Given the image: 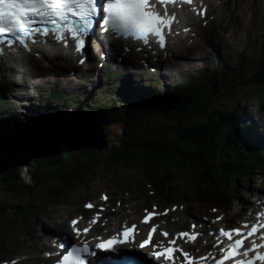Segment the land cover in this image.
<instances>
[{
    "label": "trees",
    "instance_id": "obj_1",
    "mask_svg": "<svg viewBox=\"0 0 264 264\" xmlns=\"http://www.w3.org/2000/svg\"><path fill=\"white\" fill-rule=\"evenodd\" d=\"M228 53L234 56L232 61L237 63L236 68L230 71L231 85H220L215 78L210 80L209 86L182 83L184 86L180 89L181 91L172 93L168 96L169 98L163 96L156 109L133 108L132 97L137 103H145V101H141L140 96L135 95L133 91L123 90L120 79L114 78L115 81L110 84L111 87H102L101 92L108 98L115 96L119 102L127 105V110L134 112L127 119L124 118L123 109L118 107L109 111V114H102L98 109L100 102L96 100H79L75 104L72 98L62 97L54 101L55 105L52 104L51 107L46 108L42 104V107L49 115H54L46 117L51 121L68 120L67 114L64 113L66 109H72L77 118L82 114L93 122H101L103 125L119 123L120 140L116 146L106 151L109 154L105 157L112 160L110 164L141 166L144 173L150 177L165 176L166 171H170L171 175L182 172L196 177L200 184L214 180L219 172L223 176L227 174L232 176L236 173L241 175L240 173L246 172L251 166L259 164L264 159L263 156L259 155L258 150L255 152L247 150L238 141L234 143V146L228 147L225 142L217 139V134L222 128H227L228 131L234 129L236 117L244 111L243 105L246 100L260 97V104H257V107L264 109L262 107L264 105V55L257 59L255 66L252 67V64L246 63L243 53L234 54L233 51ZM232 85H236L237 88L227 93ZM251 87L254 88L251 89ZM236 92L239 97L235 103L230 104L232 108L224 109L214 105L215 100H231ZM156 112H161L163 122L156 120ZM153 120L156 121L153 122ZM17 124L23 126L20 118L10 123L14 129ZM0 128L9 129L6 126ZM102 153L103 151L93 149H81L79 152L69 151L48 158L34 159L26 166H13L0 175V191L12 192L16 188L23 187L20 185L23 172H31V175L41 184L52 183L51 180L55 178H63L66 183L73 182L76 179L75 175H84L91 171V167L98 165V158H102L100 157ZM78 154L83 158L88 157L83 159V164L91 163L92 166L78 167L74 162ZM229 161L232 162L230 166L227 165Z\"/></svg>",
    "mask_w": 264,
    "mask_h": 264
},
{
    "label": "snow or ice",
    "instance_id": "obj_2",
    "mask_svg": "<svg viewBox=\"0 0 264 264\" xmlns=\"http://www.w3.org/2000/svg\"><path fill=\"white\" fill-rule=\"evenodd\" d=\"M166 4L172 3L173 0H0V45L11 47L14 43L27 47L25 37L32 39L35 34L37 37H50L56 42H62L65 46L69 40L73 42L74 50L80 53L85 47V42L92 34L94 21L97 22L101 30L105 33H111L113 39L132 38L140 40L144 44H148L149 36L156 37L159 46L165 47L164 30L170 31V25L175 19V14L168 16L165 9L161 15L155 8L156 3ZM190 2V0H185ZM98 9L102 15V19L97 20ZM203 15V9L199 11ZM167 17V18H165ZM39 24V27L34 25ZM188 31L187 28L183 29ZM125 47V51H127ZM83 63V60H78ZM101 200H106L107 196L101 194ZM119 203V202H117ZM86 208H92L91 203L85 204ZM176 206H172L171 210H175ZM101 207V211H102ZM170 209L157 212L156 206L152 205V211L144 209V216L141 223L148 224L153 216L166 215ZM212 211H216L212 209ZM259 216L260 214L257 213ZM97 212L92 220L96 222ZM217 219H220L217 217ZM73 232L79 236L81 233H87L88 228H77V219L71 221ZM193 229L197 225H191ZM264 228V224L253 223L251 226L244 224L239 228L219 230V236L216 238V244H220V238L227 239V247H220L219 252L222 254L216 264H223V261L229 260L231 264H254L259 260L264 262V252L257 249L264 248V232H260L261 243H253L250 248L243 247L244 241L257 233V229ZM247 229V235L244 230ZM157 230V225L153 224L147 232V238L142 236L139 247L144 248L151 244L152 256L157 260L163 259L165 264H172L178 260L179 253L185 257L186 261L191 262L192 257L184 252L179 246L173 247L177 237H188L194 240L198 235L197 232H181L176 233L170 239L166 240L167 246L162 241L153 240V233ZM137 235H141L137 225H122L118 236L113 235L106 240H97L95 247L98 249H111L114 245L130 242ZM161 237H169L166 231H160ZM211 235V233H210ZM239 236L234 239V236ZM215 247V245H213ZM242 249V251H240ZM88 246L85 243L83 247L73 245L67 249L64 254L56 261V264H84L81 253L88 252ZM253 253H255L253 255ZM49 255V253H45ZM237 257H242L237 259ZM196 259H203L197 257ZM14 264V262H13Z\"/></svg>",
    "mask_w": 264,
    "mask_h": 264
},
{
    "label": "rangeland",
    "instance_id": "obj_3",
    "mask_svg": "<svg viewBox=\"0 0 264 264\" xmlns=\"http://www.w3.org/2000/svg\"><path fill=\"white\" fill-rule=\"evenodd\" d=\"M228 1V2H227ZM238 7L234 9L235 6H237V2H240ZM223 0L222 1V7L219 10H216V21L213 23V28L209 30L207 33L210 37V42H212L214 45H217L219 49L220 58H223V63H229L234 64V61H232V58L228 53L226 48H229L235 53H243L248 63L255 64V61L259 59L260 57H263L264 55V0ZM220 4V1H219ZM238 18V23L236 22V19ZM212 31V34H211ZM209 50V47L207 48ZM205 56H210L209 53L202 54ZM208 65L205 63L203 64V68H206ZM201 68V63L199 66H194V71L197 72ZM229 70L222 69L219 73V79L227 81L229 79ZM194 77L197 79H201L200 74L197 72V74H194ZM231 85L230 83H227V86ZM235 87V86H233ZM229 89L227 93H230L233 89ZM63 88H67V90L71 93L73 92V86L71 83L66 82L63 84ZM254 87H251V89ZM98 98H100V90H97ZM226 93V94H227ZM239 95L238 92L234 93L233 98L231 100L224 99L223 101L215 100L214 105H218L224 109L232 108L231 105L236 102ZM104 98V97H102ZM114 101L113 103L110 102V100L104 101V99L101 100L99 103V110L102 114H109V111H112L113 109L117 108L115 106L116 97L114 96L112 98ZM261 98H252L245 102L243 105L244 111L250 116V118H256L257 112H255L254 104H260ZM231 104V105H230ZM230 105V106H229ZM69 117L74 118L73 111L68 110ZM134 112L131 110H126V113L124 114V118L127 119L128 117L132 116ZM159 113V112H158ZM261 119L264 118V111L260 114H258ZM6 116V115H3ZM26 114L22 112V115L19 116V118L23 121V124H26ZM156 120L159 122L161 119V114L155 115ZM156 120H153L156 121ZM79 123H83V120H80L78 118H74L71 125L76 130H80L81 127L76 126ZM139 123V122H138ZM146 124V123H145ZM259 123L252 121L248 124V126L256 127ZM155 126V125H154ZM112 130L115 131V128L119 130V124L116 123V125H111ZM9 129L6 130V132L13 133L14 128L12 125L8 127ZM26 129H28V126H25ZM264 130V129H262ZM1 133V132H0ZM225 133V129L222 130V132L218 135L219 139H222ZM262 133V132H261ZM118 135V134H117ZM109 136H111V131L104 133V140H106ZM108 144H114V140H119L118 136H114L112 134V137H110ZM209 143V142H208ZM207 143V144H208ZM78 152L80 150H77ZM83 157L82 155L78 154V158ZM46 158L42 157L41 159ZM33 161V159L31 160ZM29 161V162H31ZM231 161L228 162V166L231 165ZM9 169V168H8ZM8 169L1 172V174L8 171ZM221 169V168H220ZM256 171H258L256 169ZM98 174L95 176L96 178L91 181V177H85L82 180H79V182H85L80 184L79 190L83 191L85 188H91L95 187L97 183H99L102 180H106L110 177H114L118 179L119 182L122 181L121 173L125 172L127 180L130 181L132 178L130 176L137 177L138 173L136 168L132 165L131 167H123L118 166L115 167L112 164L109 165H103V167H100L97 170ZM121 172V173H120ZM29 177L28 174L24 175V182L28 183ZM126 182V181H125ZM182 182H180L181 184ZM192 191V188L189 187ZM8 200H18V194H9L7 196ZM197 203H207L204 200L198 199Z\"/></svg>",
    "mask_w": 264,
    "mask_h": 264
},
{
    "label": "water",
    "instance_id": "obj_4",
    "mask_svg": "<svg viewBox=\"0 0 264 264\" xmlns=\"http://www.w3.org/2000/svg\"><path fill=\"white\" fill-rule=\"evenodd\" d=\"M82 119L85 122L80 131L71 125L49 123L36 125L31 131L22 128L13 133H0V173L35 158H48L81 149H107L109 145L108 140H104V133L110 130L108 126L92 124L83 116Z\"/></svg>",
    "mask_w": 264,
    "mask_h": 264
},
{
    "label": "bare ground",
    "instance_id": "obj_5",
    "mask_svg": "<svg viewBox=\"0 0 264 264\" xmlns=\"http://www.w3.org/2000/svg\"><path fill=\"white\" fill-rule=\"evenodd\" d=\"M218 2V1H220V0H206V2H208V3H213V4H215V2ZM240 1V0H239ZM228 2V1H227ZM241 3V1L240 2H237V6H235L234 7V9L236 8V7H238L239 6V4ZM216 6H219L220 4H215ZM192 19H195V17L194 18H187V20L188 21H191ZM238 18L236 19V22L238 23ZM196 57H197V59L199 58L198 57V52H196ZM84 90H85V88H86V86L84 85L83 87H82ZM23 102H24V100L23 101H21V103L19 104V108H18V112H17V116L19 117V116H21L22 115V105H23ZM72 118V117H71ZM25 126H26V124H25ZM77 126V125H76ZM29 163V162H28ZM28 163H26V164H24V166H26ZM128 219H132V217L131 216H128ZM173 229H174V227H173Z\"/></svg>",
    "mask_w": 264,
    "mask_h": 264
}]
</instances>
